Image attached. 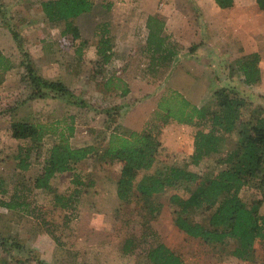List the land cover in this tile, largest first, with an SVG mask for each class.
Masks as SVG:
<instances>
[{
  "label": "rangeland",
  "instance_id": "obj_1",
  "mask_svg": "<svg viewBox=\"0 0 264 264\" xmlns=\"http://www.w3.org/2000/svg\"><path fill=\"white\" fill-rule=\"evenodd\" d=\"M95 1L97 7L93 12L81 16L77 21L82 38L76 44L80 46L82 43V53H75L76 44L70 47L62 42L64 23L48 22L41 8V0H0V19L16 34L15 45L5 49L6 53L1 50L13 61L14 67L0 73V200H8L15 195L19 201L25 202L22 209L15 210L0 205V264H142L141 259L159 243L169 245L187 264H264V239L257 242L256 249L246 260H241L231 254L237 246L235 241L225 240L212 246L201 238L188 236L174 223L180 207L171 203L172 194L187 200L192 193L201 189L203 177H213L228 167L225 161H220L223 155H212L199 165H194L190 149L192 144L188 139L180 143L175 136L177 130L161 141L154 166L138 172L136 189L129 200L122 201L116 192L121 163L104 162L97 152L75 165L74 170L54 176L53 191L35 186L43 168L45 152L62 135L68 137L74 147L95 146L98 150L103 149L109 136H104V124L105 127H118L122 113L149 95L148 85L151 90L160 85L152 81L140 87L136 91L135 102L132 97L124 101L121 98L110 99V102L100 99L97 87L105 84L106 78L115 75L118 67L112 64L103 68L97 66L92 55L97 42L95 32L102 30L103 23L110 16L116 17L119 27L141 30L146 26L142 22L144 15L137 0ZM115 3H119L117 8H113ZM170 5L187 10L190 3ZM211 37L208 32L209 41ZM172 45L176 51L181 43L176 40ZM223 52L228 50L224 49ZM119 57L126 64L130 62L127 53ZM150 58L153 62V58ZM224 64L232 66L230 74L237 73L236 61ZM28 66L33 68L34 74L47 81H67L71 89L62 92L44 88L39 97L30 99L29 95L35 89L29 79ZM151 71L152 67L149 66L148 72ZM250 88L251 91H246L250 92L247 98L251 100L247 102L251 106L246 118L258 116L256 109L264 106V87L263 91L256 84ZM58 94L67 95L68 99L73 97L71 100L78 105L65 104L56 98ZM215 97L214 94L208 101L211 109H216ZM125 104L129 105L128 109H125ZM104 111L111 113L110 121L106 113L103 114ZM155 118L156 113L148 124H160L161 121ZM20 119L43 126L45 131L43 155L27 170L17 165L21 150L32 146L33 139L14 138L10 127L13 121ZM153 124L150 128L156 131L158 127ZM71 127L74 128L73 133ZM240 141L237 135L229 136L225 141L227 150L237 147ZM162 143L165 145L162 146ZM172 167L192 170L200 179L180 180L168 187L171 190L167 193L164 190L159 195H141L138 186L146 177L159 175ZM260 179L261 175L242 188L240 196L248 206L264 213V187L259 184Z\"/></svg>",
  "mask_w": 264,
  "mask_h": 264
},
{
  "label": "trees",
  "instance_id": "obj_2",
  "mask_svg": "<svg viewBox=\"0 0 264 264\" xmlns=\"http://www.w3.org/2000/svg\"><path fill=\"white\" fill-rule=\"evenodd\" d=\"M214 1L221 8H230L235 2V0ZM257 2L264 11V0ZM93 5V0L41 2L42 11L48 22L64 23L61 30L62 42L70 47L81 39L77 18L90 12ZM147 26L148 48L152 53L153 62L157 59L164 60L163 56L165 58L173 56L176 53L173 45L162 35L164 21L150 16ZM95 33L99 37L97 66L103 68L112 58L110 23L104 22L102 30L99 29ZM13 36L15 38L16 34L13 33ZM81 44L77 48L78 53H82ZM259 61L258 53H251L237 60L236 64L243 74L244 84L252 86L261 80ZM13 67V61L0 50V73L9 71ZM33 71V68L28 66L29 79L35 89L29 95L30 99L39 97L44 88L68 91L62 82L47 81ZM123 85H126L124 81ZM128 91L125 87L123 93L126 94ZM215 95L216 109H211L208 104L198 106L172 88L168 89L158 103L155 119L161 121L162 125L171 120L197 126L207 123L198 127L194 135V150L191 155L194 165H199L212 155H223L224 158L220 161H225L228 165L213 177H203L204 183L201 189L192 193L187 200L177 194L170 197L171 203L180 207V213L174 219V223L188 236L201 238L212 246L225 240L235 241L237 246L231 254L234 258L246 260L254 250L256 241L264 239V214L248 206L240 196L242 188L252 184L259 175H261L259 184L264 187V106L256 109L258 116L246 118L251 106L247 104L249 95L233 88L218 89ZM151 124L158 127L156 131L150 128ZM10 127L14 138L33 139L32 146L21 150L22 154L20 153L17 165L18 168L27 170L43 155L45 131L43 126L25 119L13 121ZM70 130L73 133L74 128L71 127ZM160 131L157 122H150L142 131L112 132L107 145L101 150L95 146L74 147L70 144L69 138L62 135L45 152L43 168L35 186L53 191L51 180L54 176L74 170L75 165L91 153L97 152L100 160L104 162L121 163L116 192L122 201L129 200L136 189L138 172L151 169L156 162L161 147L158 136ZM232 135L239 136L241 141L237 147L227 150L225 141ZM197 179H200V176L192 170L172 167L159 175H149L139 184L138 189L141 195L149 197L164 192L180 180ZM1 190L2 182H0ZM0 205L15 210L22 209L25 202L19 201L17 196L12 195L8 200H0ZM200 217L202 220H199ZM141 260H143L142 264H187L180 254L165 243L153 246Z\"/></svg>",
  "mask_w": 264,
  "mask_h": 264
},
{
  "label": "crops",
  "instance_id": "obj_3",
  "mask_svg": "<svg viewBox=\"0 0 264 264\" xmlns=\"http://www.w3.org/2000/svg\"><path fill=\"white\" fill-rule=\"evenodd\" d=\"M93 2L92 10L81 16L93 12L97 7V2L95 0ZM137 3L143 12L144 16L141 19L146 26L141 30L136 27H119L116 25V17L110 16L108 18L112 41V58L103 67L112 64L118 69L115 75L106 78L105 84L102 86L98 84L97 89L101 96L103 95V98L100 96L102 101L110 102V99L116 100L117 98L124 101L127 97H132L135 102L136 91L140 87H144L145 84L152 81L158 82L160 85H156L155 90L154 88L151 90L148 85L150 96L148 95L143 101H136L129 110H125V113H122L123 116L119 118L118 127L112 128L111 125L105 127L104 124L105 138L107 135L110 136L112 132L125 133L144 130L150 118L156 113L158 100L167 88L182 92L188 100L198 106H206L215 92L221 88H233L243 93L251 91L250 85L244 84L243 74L238 69V65L236 66L237 73L233 75L229 71L232 66L224 64L228 61H236L237 63L238 59L251 53L260 55L261 80L255 84L259 86V90L263 91L264 11L260 9L257 0H235L234 5L230 8H221L214 0H137ZM174 3H190V5L187 10H182L183 8L180 6L173 7L170 5ZM204 3L209 5H204ZM118 4L115 3L113 8ZM143 4L146 5L142 6ZM177 9L179 11H176ZM180 12L182 13L180 14ZM179 15H184V17H179ZM81 16L77 18V21ZM150 16L158 17L164 21L165 27L162 35L168 43L174 44L176 40L181 43L180 48L178 47L173 56L166 58L163 56L162 59L164 60L159 61L157 59L153 63L150 58L152 53L148 48L149 29L147 24ZM2 20L0 19V50L5 52V49L15 45L16 40L10 28L4 26ZM208 32L213 36L210 41L207 38ZM98 41L99 37L97 36L95 51L92 53L96 62L99 58L97 56ZM77 48L78 45L76 44L75 53H78ZM224 49H227L228 52H223ZM126 53L130 59L127 64L119 57V55L125 56ZM92 60H94L93 57ZM134 62L137 63L134 64ZM149 66L152 67L151 73L148 72ZM123 81L126 85H123ZM60 82L71 89L67 81L60 80ZM125 87L129 90L126 94L123 93ZM249 93L246 94L249 95ZM58 95L59 97L56 98H60L65 104L75 107L78 105L76 101L71 100L73 97L68 99L67 95ZM125 106V109H128L129 105L125 104ZM105 113L109 119L111 113L104 111L103 114ZM158 125H160L161 130L158 134L160 141L168 139L171 132L177 130L175 136L179 142L184 143L188 139L192 144L190 149L193 153L194 135L198 129L196 124H184L171 120L165 125L161 123ZM109 136L106 138L107 141ZM169 190L171 189H166V193ZM260 214L264 213L260 212ZM260 240L256 241L254 249Z\"/></svg>",
  "mask_w": 264,
  "mask_h": 264
}]
</instances>
